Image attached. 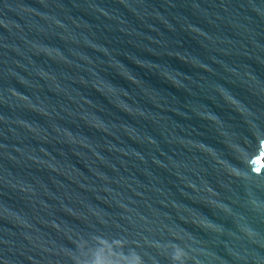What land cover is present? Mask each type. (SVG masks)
<instances>
[{"label": "water", "instance_id": "95a60500", "mask_svg": "<svg viewBox=\"0 0 264 264\" xmlns=\"http://www.w3.org/2000/svg\"><path fill=\"white\" fill-rule=\"evenodd\" d=\"M0 264H264V0H0Z\"/></svg>", "mask_w": 264, "mask_h": 264}]
</instances>
